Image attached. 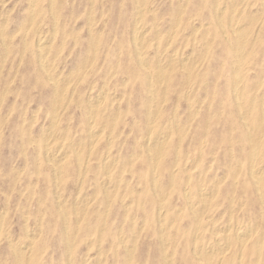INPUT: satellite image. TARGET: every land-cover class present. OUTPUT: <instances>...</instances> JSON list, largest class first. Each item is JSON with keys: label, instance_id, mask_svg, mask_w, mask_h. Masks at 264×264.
Segmentation results:
<instances>
[{"label": "rangeland", "instance_id": "374dc122", "mask_svg": "<svg viewBox=\"0 0 264 264\" xmlns=\"http://www.w3.org/2000/svg\"><path fill=\"white\" fill-rule=\"evenodd\" d=\"M219 1L0 0V264H264V0Z\"/></svg>", "mask_w": 264, "mask_h": 264}, {"label": "bare ground", "instance_id": "6f19581e", "mask_svg": "<svg viewBox=\"0 0 264 264\" xmlns=\"http://www.w3.org/2000/svg\"><path fill=\"white\" fill-rule=\"evenodd\" d=\"M221 1V0H220ZM219 1V2H220ZM238 1V0H237ZM187 2V1H186ZM231 2V1H230ZM4 3V2H3ZM225 3V2H224ZM178 4V3H177ZM187 4V3H186ZM264 4V3H263ZM138 5H139V3H138ZM235 5V4H234ZM251 5V4H250ZM223 6H224V4H223ZM226 7V6H225ZM232 7V6H231ZM234 7V6H233ZM92 8V7H91ZM216 8H217V6H216ZM237 8V7H236ZM33 10H34V8H32ZM143 9V8H142ZM142 9H141V11H142ZM223 9V8H222ZM225 9V8H224ZM235 9V8H234ZM233 9V10H234ZM242 10H243V8H241ZM185 10V9H184ZM220 10V9H219ZM258 10V9H257ZM137 11V10H136ZM259 11V10H258ZM140 12V11H139ZM180 12V11H179ZM233 13V12H232ZM240 13V12H239ZM238 13V14H239ZM140 14V13H139ZM217 14V13H216ZM219 14V13H218ZM237 14V15H238ZM253 14H255V13H253ZM138 15V14H137ZM259 14H257V16H258ZM261 15H262V13H261ZM89 16V15H88ZM141 16H143V13H142V15ZM257 16H255V17H257ZM34 17V16H33ZM232 17V16H231ZM236 17V16H235ZM248 17V16H247ZM252 17H253V15H252ZM35 18V17H34ZM33 18V19H34ZM141 18V17H140ZM238 18H239V16H238ZM263 18H264V16H263ZM56 19V18H55ZM137 20H139V18H136ZM256 19V18H255ZM236 20H237V17H236ZM240 20V19H239ZM250 20V19H249ZM259 20V19H258ZM136 21V20H135ZM140 21V20H139ZM176 21H177V19H176ZM251 21V20H250ZM252 21H253V19H252ZM243 22V21H242ZM255 22V21H254ZM137 23V22H136ZM236 23V22H235ZM240 23V22H239ZM244 23H245V21H244ZM177 24V23H176ZM251 24V23H250ZM55 25V24H54ZM178 25V24H177ZM221 25V24H220ZM235 25H237V24H235ZM175 26V25H174ZM194 26V25H193ZM196 26V25H195ZM237 26H239V25H237ZM241 26V25H240ZM239 26V27H240ZM244 26V25H243ZM5 27V26H4ZM138 27V26H137ZM196 27H198V26H196ZM239 27H237V28H239ZM246 27V26H245ZM176 28V27H175ZM200 28V27H199ZM205 28V27H204ZM135 29H136V27H135ZM234 29V28H233ZM241 29V28H240ZM259 29V28H258ZM1 30H3V29H1ZM137 30V29H136ZM136 30H134L135 32H136ZM133 31V32H134ZM138 31V30H137ZM143 31H144V29H143ZM143 31H141L142 33H144ZM258 31V30H257ZM147 32V31H146ZM145 32V33H146ZM195 32V31H194ZM1 33V32H0ZM139 33V32H138ZM137 33V34H138ZM173 33V32H172ZM207 33V32H206ZM252 33V32H251ZM11 34V33H10ZM54 34V33H53ZM101 34V33H100ZM41 35V34H40ZM139 35V34H138ZM137 35V36H138ZM142 35V34H141ZM194 35H195V33H194ZM134 36H135V34H134ZM203 36H204V34H203ZM207 36V35H206ZM227 36V35H226ZM138 37H140V36H138ZM189 37V36H188ZM244 37V36H243ZM25 38V37H24ZM42 38V37H41ZM51 38V37H50ZM134 38H136V37H134ZM143 38V37H142ZM242 38V37H241ZM3 39V38H2ZM48 39V38H47ZM167 39V38H166ZM172 39V38H171ZM54 40V39H53ZM137 40V39H136ZM143 40V39H142ZM206 40V39H205ZM42 41V40H41ZM40 41V42H41ZM229 41V40H228ZM239 41V44H240V40H238ZM39 42V41H38ZM37 42V43H38ZM43 42V41H42ZM147 42H148V40H147ZM44 43V42H43ZM136 43V42H135ZM158 43V42H157ZM41 44L42 43H40V46H41ZM52 44V43H51ZM142 44V43H141ZM140 44V45H141ZM168 43H166V45H167ZM245 44V43H244ZM134 45H136V44H134ZM169 45V44H168ZM207 46V45H206ZM42 47H44V46H42ZM61 47V46H60ZM143 47V46H142ZM157 47V46H156ZM241 47V46H240ZM140 48H141V46H140ZM166 48H167V46H166ZM166 48H165V50H166ZM243 48V47H242ZM40 49H41V47H40ZM158 50V49H157ZM164 50V51H165ZM178 50V49H177ZM240 50V49H239ZM41 51V50H40ZM164 51H163V53H164ZM241 51V50H240ZM177 52V51H176ZM147 53V52H146ZM44 54V53H43ZM157 54V53H156ZM175 54V53H174ZM174 54H173V56H174ZM205 54H207V53H205ZM39 55H40V53H39ZM145 55V54H144ZM162 55V54H161ZM161 55H159V56H161ZM242 55H243V53H242ZM44 56H46V55H44ZM165 56V55H164ZM179 56V55H178ZM182 56V55H181ZM186 56V55H185ZM237 56V55H236ZM167 57V56H166ZM182 57H184V56H182ZM45 58V57H44ZM56 58V57H55ZM94 58V57H93ZM160 58V57H159ZM168 58H170V57H168ZM241 57H239V59H240ZM40 59V58H39ZM46 59V58H45ZM87 59H88V57H87ZM165 59V58H164ZM173 59V58H172ZM185 59V58H184ZM190 59H191V56H190ZM94 60V59H93ZM141 60V59H140ZM158 60H160V59H158ZM163 60V59H162ZM171 60V59H170ZM176 60V59H175ZM179 60H180V57H179ZM186 60V59H185ZM185 60H184V63H185ZM192 60V59H191ZM196 60V59H195ZM238 60V59H237ZM244 60V59H243ZM142 61V60H141ZM177 61V60H176ZM183 61V60H182ZM181 61V62H182ZM242 61V60H241ZM47 62V61H46ZM140 62V61H139ZM143 62H145V61H143ZM147 62H150V61H148L147 60ZM159 62V61H158ZM157 62V63H158ZM198 62H199V60H198ZM169 63H171V62H169ZM190 63V62H189ZM194 63H195V61H194ZM240 63V62H239ZM146 64V63H145ZM160 64V63H159ZM164 64H166V63H164ZM163 64V65H164ZM45 65V64H44ZM143 65V64H142ZM150 65V64H149ZM196 65V64H195ZM3 66V65H2ZM41 66H43V65H41ZM46 66H49V65H47L46 64ZM159 66V65H158ZM166 66H167V64H166ZM240 66H242V65H240ZM145 67V66H144ZM150 67V66H149ZM165 67V66H164ZM182 67V66H181ZM183 67H184V65H183ZM189 67V66H188ZM50 68V67H49ZM160 68V67H159ZM158 68V69H159ZM166 68V67H165ZM164 68V69H165ZM191 68H192V66H191ZM234 68V67H233ZM238 68H239V65H238ZM147 69V68H146ZM170 69V68H169ZM235 70H236V68H235ZM237 72V71H236ZM61 73V72H60ZM137 73V72H136ZM246 73V72H245ZM161 74H163L162 72H161ZM240 74V73H239ZM59 75V74H58ZM190 75V74H189ZM188 75V76H189ZM244 75V74H243ZM163 76V75H162ZM57 77V76H56ZM56 79V78H55ZM70 79V78H69ZM111 79V78H110ZM148 79V78H147ZM152 79V78H151ZM162 79V78H161ZM189 79V78H188ZM237 79V78H236ZM240 79V78H239ZM242 79V78H241ZM68 80V79H67ZM66 80V81H67ZM63 81V80H62ZM262 81V80H261ZM69 81H67V83H68ZM148 82V81H147ZM163 82V81H162ZM70 83V82H69ZM152 83V82H151ZM189 83V82H188ZM241 83V82H240ZM244 84V83H243ZM257 84V83H256ZM260 84V83H259ZM258 85V84H257ZM257 85H255V87L257 86ZM243 86V85H242ZM74 87V86H73ZM244 87V86H243ZM252 88H254V87H252ZM257 88V87H256ZM157 89H158V87H157ZM154 90V89H153ZM236 91V90H235ZM251 91H253V90H251ZM151 92V91H150ZM153 92V91H152ZM154 92H155V90H154ZM157 92V91H156ZM188 92V91H187ZM72 93V92H71ZM103 93V92H102ZM60 94V93H59ZM192 94V93H191ZM238 94V93H237ZM242 94V93H241ZM66 95V94H65ZM98 95V94H97ZM106 95V94H105ZM152 95H153V93H152ZM165 95V94H164ZM256 95V94H255ZM255 95H252V96H255ZM263 97V96H262ZM54 98H56V97H54ZM62 98V97H61ZM89 98V97H88ZM100 98H102V97H100ZM152 98H153V96H152ZM186 98V97H185ZM236 98V97H235ZM264 98V97H263ZM94 99V98H93ZM151 99V98H150ZM253 99V98H252ZM263 100V99H262ZM91 101V100H90ZM96 101H97V99H96ZM152 101V100H151ZM99 102H102V101H100L99 100ZM96 103V102H95ZM94 102H93V104H95ZM102 104H103V102H102ZM253 104V103H252ZM251 104V105H252ZM149 105V104H148ZM257 105V104H256ZM262 105H264V104H262ZM54 106V105H53ZM150 106V105H149ZM148 106V107H149ZM161 107V106H160ZM252 107V106H251ZM88 108V107H87ZM106 108V107H105ZM119 108V107H118ZM250 108V107H249ZM264 109V108H263ZM97 110V109H96ZM102 110V109H101ZM158 110H159V108H158ZM248 110V109H247ZM251 110V109H250ZM58 111V110H57ZM102 111H104V110H102ZM106 111V110H105ZM155 111V110H154ZM154 111H153V113H154ZM93 113H94V111H92ZM159 112V111H158ZM157 112V113H158ZM120 113V112H119ZM248 113V112H247ZM264 112H262V114H263ZM57 114V113H56ZM95 114H96V112H95ZM242 114V113H241ZM148 115V114H147ZM157 115V114H156ZM54 116H56V115H54ZM89 116H91V115H89ZM247 116H248V114H247ZM92 118H93V116H91ZM90 117V118H91ZM155 117V116H154ZM241 117H242V115H241ZM54 118V117H53ZM95 118V117H94ZM33 119V118H32ZM56 119V118H55ZM91 120V123H92V119H90ZM56 121V120H55ZM89 121V120H88ZM94 121V120H93ZM153 121H154V119H153ZM263 121V120H262ZM261 121V122H262ZM106 122V121H105ZM98 123H100V122H98ZM93 124V123H92ZM259 124V123H258ZM258 124H256V125H258ZM262 124V123H261ZM53 125V124H52ZM101 125V124H100ZM190 125V124H189ZM248 125V124H247ZM95 126V125H94ZM102 126V125H101ZM67 127V126H66ZM91 128V127H90ZM89 128V129H90ZM151 128V127H150ZM248 128V127H247ZM99 129V128H98ZM97 128H96V131L98 130ZM169 129V128H168ZM95 130V129H94ZM54 131V130H53ZM93 131V130H92ZM152 131V130H151ZM161 130H159V132H160ZM89 132H90V130H89ZM94 132V131H93ZM166 132V131H165ZM164 132V133H165ZM261 132V131H260ZM52 133V132H51ZM91 133V132H90ZM91 134H93V133H91ZM98 134V133H97ZM94 135V134H93ZM92 135V136H93ZM161 135H162V133H161ZM164 135V134H163ZM52 136V135H51ZM89 136V135H88ZM91 136V135H90ZM99 136V135H98ZM166 136V135H165ZM160 137V136H159ZM164 137V136H163ZM166 137H168V135L166 136ZM249 137V136H248ZM261 137H262V134H261ZM55 138V137H54ZM91 138V137H90ZM94 138V137H93ZM149 138V137H148ZM161 138V137H160ZM169 138V137H168ZM88 139V138H87ZM145 139V138H144ZM159 139V138H158ZM91 140V139H90ZM89 140V141H90ZM93 140V139H92ZM97 140V139H96ZM166 140V139H165ZM164 140V141H165ZM52 141V140H51ZM50 141V142H51ZM54 141V140H53ZM49 142V143H50ZM112 142V141H111ZM146 142V141H145ZM93 143H95V139H94V142ZM154 142L152 141V144H153ZM203 143H204V141H203ZM79 144V143H78ZM91 144V143H90ZM150 144V143H149ZM151 144V145H152ZM162 144V143H161ZM254 144V143H253ZM259 144V143H258ZM202 145V144H201ZM62 146V145H61ZM60 146V147H61ZM77 146H79V145H77ZM46 147V146H45ZM65 147H66V145H65ZM91 147H92V145H91ZM161 147H163V146H161ZM201 147V146H200ZM48 148V147H47ZM79 148V147H78ZM109 148V147H108ZM159 148H160V146H159ZM164 148V147H163ZM257 148H258V145H257ZM58 149V148H57ZM61 149V148H60ZM66 149H67V147H66ZM92 149H93V147H92ZM64 150V149H63ZM81 150V149H80ZM109 150V149H108ZM255 150V149H254ZM47 151V150H46ZM64 151H66V150H64ZM89 151H90V148H89ZM68 152V150L66 151V153ZM257 151L255 150V152H254V156H255V153H256ZM63 153V152H62ZM61 153V154H62ZM64 154H65V152H64ZM68 154V153H67ZM90 154V153H89ZM146 154V153H145ZM253 154V153H252ZM54 155H55V153H54ZM59 156V155H58ZM109 156V155H108ZM139 156V155H138ZM177 156V155H176ZM252 156V155H251ZM53 157V156H52ZM78 157V156H77ZM159 157H160V155H159ZM145 158H147V157H145ZM156 158V157H155ZM177 158H178V156H177ZM256 158V157H255ZM49 159H51V158H49ZM60 159V158H59ZM62 159V158H61ZM106 159V158H105ZM78 160H79V158H78ZM147 160V159H146ZM239 160V159H238ZM58 161V160H57ZM56 161V162H57ZM88 161V160H87ZM114 161V160H113ZM155 161V160H154ZM60 163V162H59ZM62 163V162H61ZM79 163H81V162H79ZM78 163V164H79ZM106 163V162H105ZM117 163V162H116ZM104 164V163H103ZM107 164V163H106ZM125 164V163H124ZM155 164V163H154ZM240 164V163H239ZM242 165V164H241ZM109 166V165H108ZM175 166V165H174ZM173 166V167H174ZM240 166V165H239ZM148 167V166H147ZM155 167V166H154ZM257 167V166H256ZM264 167V166H263ZM86 168V167H85ZM106 168H107V166H106ZM111 168V167H110ZM153 168V167H152ZM252 168V167H251ZM106 170V169H105ZM108 171L110 170V169H107ZM114 170V169H113ZM237 170H239L238 168H237ZM259 170H263V169H259ZM253 171V170H252ZM153 172H154V170H153ZM109 173V172H108ZM107 173V174H108ZM254 173L255 172H253V175H254ZM121 174V173H120ZM252 174V173H251ZM250 174V175H251ZM174 175V174H173ZM239 175V174H238ZM252 175V176H253ZM120 176V175H119ZM118 176V177H119ZM155 176V175H154ZM188 176V175H187ZM236 176V175H235ZM156 177H154V179H155ZM173 178V177H172ZM198 178V177H197ZM189 179V178H188ZM202 180V179H201ZM248 180V179H247ZM214 181H216V180H214ZM127 182V181H126ZM80 183V182H79ZM218 183V182H217ZM118 185V184H117ZM187 185V184H186ZM57 186V185H56ZM146 186V185H145ZM157 186V185H156ZM112 187V186H111ZM158 187V186H157ZM127 188V187H126ZM217 188V187H216ZM250 188V187H249ZM155 189V188H154ZM189 189V188H188ZM205 189H206V187H205ZM108 190V189H107ZM137 190V189H136ZM186 190H187V188H186ZM208 190V189H207ZM135 191V190H134ZM201 191H202V189H201ZM257 191H259L258 189H257ZM108 192V191H107ZM190 192V191H189ZM188 192V193H189ZM208 192V191H207ZM210 192V191H209ZM211 192H212V189H211ZM133 193V192H132ZM185 193H186V191H185ZM216 193V192H215ZM215 193H213V194H215ZM200 194H202V193H200ZM263 194V193H262ZM86 195V194H85ZM168 195V194H167ZM216 195V194H215ZM61 196V195H60ZM77 196V195H76ZM206 196V195H205ZM212 197H213V195H212ZM215 197V196H214ZM193 198V197H192ZM206 198V197H205ZM208 198V197H207ZM253 198V197H252ZM261 199V198H260ZM209 200V199H208ZM90 202V201H89ZM100 202V201H99ZM189 202V201H188ZM78 203V202H77ZM191 203V202H190ZM195 203V202H194ZM263 203V202H262ZM90 204V203H89ZM160 204V203H159ZM243 204H245V202L243 203ZM160 206V205H159ZM162 206V205H161ZM190 206V208H191V205H189ZM195 206V205H194ZM201 206V205H200ZM59 207V206H58ZM233 207V206H232ZM244 207V206H243ZM75 208V207H74ZM161 208H164V207H161ZM241 208V207H240ZM84 209V208H83ZM201 209V208H200ZM64 210V209H63ZM98 210V209H97ZM195 210V209H194ZM2 212V211H1ZM7 212V211H6ZM65 212V211H64ZM163 212V211H162ZM180 212V211H179ZM200 212V211H199ZM102 213V212H101ZM178 213V212H177ZM205 213V212H204ZM264 213V212H263ZM202 214V213H201ZM107 215V214H106ZM105 215V216H106ZM177 215V214H176ZM175 215V216H176ZM178 215H179V213H178ZM204 216V215H203ZM1 217V216H0ZM163 218H164V216H163ZM222 218V217H221ZM159 219V218H158ZM201 219V218H200ZM174 220V219H173ZM198 220V219H197ZM160 222V221H159ZM163 222H164V220H163ZM215 222H216V219H215ZM104 223V222H103ZM202 223V222H201ZM207 223V222H206ZM230 223V222H229ZM198 224H199V221H198ZM232 224V223H231ZM234 224V223H233ZM193 225V224H192ZM201 225V224H200ZM221 226V225H220ZM240 226H241V224H240ZM254 226H255V224H254ZM253 226V227H254ZM78 227V226H77ZM195 228H196V226H194ZM209 227V226H208ZM218 227H219V225H218ZM249 227V226H248ZM103 228V227H102ZM216 228V227H215ZM229 228V227H228ZM200 229V228H199ZM219 229V228H218ZM194 230H196V229H194ZM215 230V229H214ZM223 230V229H222ZM227 231H228V229H226ZM217 231V230H216ZM250 231V230H249ZM29 232V231H28ZM32 232V231H31ZM39 232V231H38ZM217 232H219V231H217ZM77 233V232H76ZM163 233V232H162ZM238 233V232H237ZM242 233V232H241ZM247 233V232H246ZM264 233V232H263ZM201 234V233H200ZM243 234H245V233H243ZM29 235V234H28ZM242 235V234H241ZM232 236H235V234H233ZM223 237V236H222ZM219 238V237H218ZM233 238V237H232ZM29 239H31V238H29ZM224 239V238H223ZM163 240V239H162ZM217 240V239H216ZM222 240V239H221ZM32 241H33V239H32ZM223 241V240H222ZM245 242V241H244ZM248 242V241H247ZM29 243V242H28ZM31 243V242H30ZM134 243V242H133ZM195 243V242H194ZM23 244V243H22ZM188 244V243H187ZM203 244V243H202ZM19 245V244H18ZM24 245H26V244H24ZM23 245V246H24ZM72 245V244H71ZM200 245V244H199ZM207 245H208V243H207ZM212 246H214V244H211ZM216 245V244H215ZM220 245V244H219ZM223 245V244H222ZM227 245V244H226ZM192 246H193V244H192ZM224 246V245H223ZM194 247V246H193ZM208 247V246H207ZM225 247V246H224ZM18 248V247H17ZM22 248V247H21ZM27 248H28V245H27ZM72 248V247H71ZM127 248V247H126ZM128 248H129V246H128ZM195 248V247H194ZM201 248V247H200ZM262 248V247H261ZM25 249V248H24ZM203 249V248H202ZM217 249H219V248H217ZM23 250V249H22ZM31 250V249H30ZM99 250V249H98ZM201 250V249H200ZM208 250V249H207ZM199 251V250H198ZM215 251H216V249H215ZM128 252V251H127ZM134 252V251H133ZM167 252V251H166ZM217 252V251H216ZM219 252V251H218ZM30 253V252H29ZM172 253H174V252H172ZM205 253V252H204ZM215 253V252H214ZM241 253V252H240ZM88 254V253H87ZM170 254V253H169ZM205 254H207V253H205ZM128 255V254H127ZM172 255V254H171ZM241 255H242V253H241ZM16 256V255H15ZM130 256V255H129ZM206 257V256H205ZM223 257V256H222ZM239 257V256H238ZM90 259V258H89ZM260 259V258H259ZM98 260V259H97ZM96 260V261H97ZM20 261V260H19ZM257 261V260H256ZM16 262V261H15ZM86 262H87V260H86ZM212 262V261H211ZM21 263H22V261H21ZM20 263V264H21ZM88 263V262H87ZM259 263V262H258ZM86 264V263H85ZM127 264V263H126ZM171 264H172V261H171ZM207 264V263H206ZM212 264V263H211ZM240 264V263H239Z\"/></svg>", "mask_w": 264, "mask_h": 264}]
</instances>
